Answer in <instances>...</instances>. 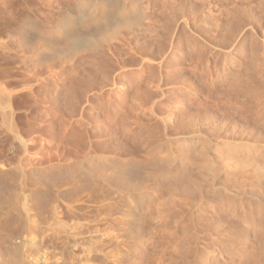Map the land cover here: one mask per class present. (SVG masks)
<instances>
[{
    "label": "rangeland",
    "instance_id": "374dc122",
    "mask_svg": "<svg viewBox=\"0 0 264 264\" xmlns=\"http://www.w3.org/2000/svg\"><path fill=\"white\" fill-rule=\"evenodd\" d=\"M173 2L175 0H143L142 3L147 6L146 11L152 20L159 18L152 29L138 34L136 32L137 35H127V30L124 29L122 31L126 33V35L122 33L124 38L119 39L120 35L109 43L104 42L97 49L98 52L92 54L79 49L72 63L65 66L67 125L65 158H61L63 156L60 155L58 141L57 100L52 99L50 104L53 109L50 143H45L46 134L41 127H37L30 134L33 138L32 153L40 158H37L39 162L42 161L41 157L44 154H49L48 163L54 165L47 185L48 195L45 192L43 197L46 204L41 200L46 206L51 207L49 221L52 223L56 221L58 225L57 217L62 215L60 218L62 220L65 218L66 225L80 226L83 223L87 230L96 229L99 225L96 229L98 233H102L101 236L106 234L105 237L111 239L110 242L108 238L105 240L107 244L112 240L116 244H123L122 246L135 242L145 244V241L147 244V241L152 239L158 240L160 234L161 241L167 220H170L174 213L179 214L176 215L179 218L182 211H186V208H183L186 200L182 196L179 198L180 194L171 188L177 196L170 193L172 191H167L169 187L165 186L166 183L152 178L151 171L154 169L156 164L154 159L158 154L148 150L157 136L187 138L193 133H198L218 141L235 138L234 140L245 139L251 143L264 144V0H194L193 9L190 11L186 0H183L181 3L177 2L178 6L173 8L175 14L173 17L160 18L158 14L161 8L170 6ZM76 3L77 0H41L44 7L49 5L52 13L46 24L52 26L55 23V17L62 6L73 7ZM31 16L40 25L44 24L41 12L32 13ZM58 63L59 61L55 60L51 72L54 90L58 88ZM41 78L42 75H39L36 83H40L43 80ZM43 118H46V114ZM84 153L101 157L98 166L92 164L89 167L93 174H97L92 179L76 173L79 171L77 167L81 166ZM77 163L80 166L75 165ZM55 165L61 166L59 169L65 166L66 172L62 169L59 172ZM158 184L160 186H157ZM155 189L162 191L155 199L161 203V206L158 205L162 210L160 209L153 217L148 215L146 217L148 220L144 218L138 222L140 228L125 222L127 227L125 224L122 225V221L117 219L119 218L117 210L119 211V204L122 205L124 199L126 200L124 196L131 192L136 195L144 194L145 191L152 195ZM42 203L41 205L39 203L40 207L38 206L41 208L40 211L48 209ZM61 210L66 213L61 214ZM43 211L39 214L45 213ZM58 214L59 216H56ZM149 217L152 219L149 220ZM79 219H82V222ZM84 221H87L86 226ZM154 222L159 229L155 227L157 225ZM170 222L173 223L172 220L169 224ZM55 223L52 227L54 226L53 229L59 236L56 233L57 239L55 235L53 237L55 240L52 242L57 243V246L54 243L51 246L50 251L54 258L51 259L58 262L70 261L77 257V251L75 254L67 244L65 245L64 237L62 239L60 237L64 236L63 228L60 224V228H57ZM83 225L80 226L82 230L80 227L77 228L82 234L85 229ZM100 226L103 232H99ZM180 227L173 228L177 237H180L184 230ZM105 228L111 232V236L109 232L105 233ZM77 229L75 227L73 232L75 233ZM86 229L84 231H87ZM77 233L80 234L79 231ZM152 233L156 235L153 236ZM121 234H125L126 237ZM79 236L81 235H77ZM101 236L95 237L98 242L102 240ZM95 238L91 240L94 241ZM172 241L174 246L171 245L172 242L166 243L165 246L163 245L165 243L161 242L163 248L154 240L151 241L154 242V246L150 244L151 242L149 246L159 245L157 248L165 254L162 256L161 253L162 258L165 257L163 261L168 258L165 264L166 262L193 264L192 250L188 243H184L188 245L184 246L183 242L177 243L179 239ZM178 246L177 252L174 247ZM73 252L75 255H72ZM151 254L153 253L148 256L145 254L148 258L151 257L149 261L152 260V256L154 257Z\"/></svg>",
    "mask_w": 264,
    "mask_h": 264
},
{
    "label": "bare ground",
    "instance_id": "6f19581e",
    "mask_svg": "<svg viewBox=\"0 0 264 264\" xmlns=\"http://www.w3.org/2000/svg\"><path fill=\"white\" fill-rule=\"evenodd\" d=\"M182 1L175 0L170 6L161 8L158 16L160 18L173 17L175 15L173 8L178 6L177 2ZM142 2L143 0H77L73 7L63 8L62 6L55 17V23L48 26L46 23L52 15L51 9L49 5L44 7L41 0H0V264H165L168 258L163 261L165 257L162 258V256L165 254L162 253L163 251L160 252L157 246L161 244L163 247L170 242L174 246L172 240L176 241V239L177 241L179 239L178 244L188 243L191 247L193 264H264V144L251 143L245 139L234 140L235 138L218 141L208 139L198 133H193L187 138L157 136L148 150L158 154L154 159L156 164L151 171L153 176L151 177L155 181L157 179L166 183L165 186L169 187L167 191L175 190L174 192L180 194L179 198L182 196L186 200L183 199L185 201L183 208H186V211L181 210L182 214L179 218L177 217L179 214L174 213L175 215L172 214L174 215L172 216L169 213L172 218L170 220L174 224L171 222L169 224L170 220L165 219L168 225L163 219L166 223V225L163 224L166 228L163 229V239L159 240L161 239L160 233L158 240L157 238L150 239L155 243L160 241L159 245L153 247L154 242L149 241L153 244L149 246V242L147 241L146 244L145 241V244L135 242L122 246L121 241L119 245L113 240L111 243L115 245L107 244L105 240L108 238L110 242L111 239L106 238V234L101 236L102 233H98L96 229L99 225L96 229L88 228L87 230L83 223L80 225L77 220L78 225H83L87 230L83 229V234L80 226L73 223V225H66L65 218L63 220L60 218L61 214L66 213L62 212L64 210L62 209L61 216L57 217L58 225L55 219L53 223L57 225V228H60L59 224L62 226L64 236L60 233L61 239L64 237L65 245L67 244L71 251H77L79 257L77 255L72 260L64 262L52 260L54 259L50 251L54 243L52 241L57 239L56 233L58 236L59 233L54 231L53 223L49 221L51 207L45 205L46 201L43 197L45 192L48 195L47 185L54 165L48 163L49 154H44L41 157L42 161L39 162L40 158L32 153L33 138L30 134L37 127H41L45 130V143H50V131L53 125V109L50 104L52 99L57 100V132L59 133L60 155L63 157L59 156L65 158L67 126L65 66L72 63L77 51L83 49L91 54L98 52L97 49L102 43H109L120 35H126L122 32L124 29L127 30V35H135L136 32L138 34L152 29L159 18L153 21L149 12L146 11L147 6L145 7ZM186 2L188 10H192L194 0H186ZM36 12L42 13L44 24L40 25L31 16ZM121 36L119 39L124 38V35ZM55 60L59 61L57 90H54L51 74ZM39 75H42L41 80H43L36 83ZM44 114H46L45 119ZM35 159L38 162H34ZM62 161L63 159L60 162ZM81 161V166L78 164L79 160L75 164L80 166H76L79 168L76 173L91 179L97 176L90 171L89 167L92 164L98 166L97 163L101 162L100 155L85 154ZM63 167L60 169L65 171L66 167ZM57 168L56 170L59 169ZM60 169L59 172H61ZM127 189L124 188V190ZM158 189L153 190L152 195L149 192L147 194L146 191L144 194L137 193L138 195L126 192L127 195L124 194L126 200H121L123 203L119 204V211L117 210L119 214L117 219L122 221V225L127 223L140 228L138 222L148 215L155 216L161 209L159 207L161 203L159 204L155 199L163 189L161 187V190ZM174 194L177 196L176 193ZM41 200L45 201V204ZM39 203L48 208L42 209L45 211V213H40L42 215L39 214L42 212L41 208L39 209ZM85 222L87 221H84L86 226ZM156 222H154L155 225H157ZM171 224H173L172 227ZM116 226L119 227L118 223ZM152 226L154 230L155 227L158 228V225L154 227L153 223ZM176 226H181V230L182 227L184 229L182 231L184 234L180 232L183 234H180V237L175 235ZM75 227L76 229L80 227L81 230L77 229L80 234L76 230L75 233L81 236L77 237L73 232ZM101 228L100 226L99 232H103ZM107 232L109 230L105 231ZM121 235L125 236V234ZM97 236L102 237H100V240L102 239L100 242L96 240ZM130 236L132 237V234ZM93 237H97L94 239L97 242L94 243L93 239L91 240ZM161 242L165 244L162 245ZM161 246L160 248L163 249L164 247ZM174 248L177 252L179 251V246ZM56 252L59 254L58 251ZM74 252L72 255L76 254ZM148 252L153 253L151 255L156 256V259L152 256L154 260L149 261L151 257H147ZM72 255L70 254V257Z\"/></svg>",
    "mask_w": 264,
    "mask_h": 264
}]
</instances>
